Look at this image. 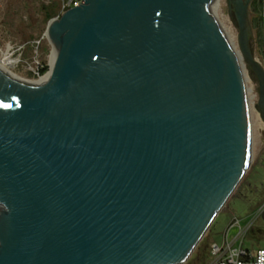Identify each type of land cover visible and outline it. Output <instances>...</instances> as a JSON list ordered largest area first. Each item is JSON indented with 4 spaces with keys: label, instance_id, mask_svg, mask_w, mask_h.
<instances>
[{
    "label": "water",
    "instance_id": "obj_1",
    "mask_svg": "<svg viewBox=\"0 0 264 264\" xmlns=\"http://www.w3.org/2000/svg\"><path fill=\"white\" fill-rule=\"evenodd\" d=\"M253 1L227 9L264 122ZM215 3L82 0L47 27L48 82L0 70V264L186 263L252 155Z\"/></svg>",
    "mask_w": 264,
    "mask_h": 264
},
{
    "label": "rangeland",
    "instance_id": "obj_2",
    "mask_svg": "<svg viewBox=\"0 0 264 264\" xmlns=\"http://www.w3.org/2000/svg\"><path fill=\"white\" fill-rule=\"evenodd\" d=\"M52 1L57 4V9L52 8ZM61 5L62 0H0V61L3 59L4 54L9 55L14 61L13 66L8 67L14 78L23 83L34 85L38 83V78L32 76L31 68H34L38 63L41 65L46 64L50 71L53 46L49 43L46 32L49 23L55 20L60 13ZM43 6L49 7L48 13L43 9ZM47 14H51V17H48ZM214 14L221 29L230 30L234 39V51L244 67L253 141L252 155L249 168L239 186L222 212L217 216L211 229H209L210 231L208 230L184 264H195L197 256L202 251L203 256L199 264H210L212 257L210 259L211 255L207 253L208 245L210 247L212 243L221 244L228 229L232 231L230 234L232 237L239 232L240 228L248 226L255 219L257 206L264 202V191H261L259 198L255 196L256 194H253V199H251L253 176L257 177L261 174L256 181L261 182V180H264V122L260 118L258 109L260 96L258 81L252 72L248 73L246 64L243 62L238 46V32L229 18L227 0H219ZM252 17L249 10L250 22ZM252 35L253 54L264 67L263 60L257 52L253 28ZM47 48L48 52H45ZM258 166H263L262 173L261 168L257 169ZM263 211L264 207L258 212L259 216L264 213ZM236 220H239L240 224L233 226ZM253 228H255L256 233L246 235L244 238L245 247L253 251L264 249V219L258 218Z\"/></svg>",
    "mask_w": 264,
    "mask_h": 264
},
{
    "label": "built area",
    "instance_id": "obj_3",
    "mask_svg": "<svg viewBox=\"0 0 264 264\" xmlns=\"http://www.w3.org/2000/svg\"><path fill=\"white\" fill-rule=\"evenodd\" d=\"M259 1L261 5L260 17L264 22V0ZM81 2L82 0H62L61 11L55 20L60 19L65 12L77 7ZM41 68L42 65L39 63L34 68H31L32 76L38 78V81L46 75H40ZM242 242V234L234 242L229 240L228 234H226L222 245H211L210 255L214 260L213 264H264V249H258L252 254L242 247Z\"/></svg>",
    "mask_w": 264,
    "mask_h": 264
},
{
    "label": "crops",
    "instance_id": "obj_4",
    "mask_svg": "<svg viewBox=\"0 0 264 264\" xmlns=\"http://www.w3.org/2000/svg\"><path fill=\"white\" fill-rule=\"evenodd\" d=\"M258 168H261V173L263 172V166H258L257 167V169ZM254 174H255V171H254ZM261 174H259L257 177H254L253 176V189H252V193H251V199H253V194H256L255 196L257 197V198H259V194L261 193V191H264V180H261V182H258V181H256L258 178H259V176H260ZM256 200H259V199H256ZM256 202V201H255ZM258 202V201H257ZM259 205V204H258ZM263 207H264V202H262L259 206H257V213H256V216H255V219H253L249 224H248V226H246L245 228H240V230H239V232L238 233H236V234H234L232 237H231V232L232 231H230V229H228L227 230V232L224 234V238H223V241H222V243L221 244H217V243H212V244H210V247H211V245H213V244H217V245H222L223 243H224V239H225V236H226V234H228V239L229 240H231V241H235V239L239 236V235H241L242 234V238H243V242H242V247L246 250V251H248V252H250V253H255L256 251H253V250H250L249 248H246L245 247V245H244V238L246 237V235H248L249 233H256V230H255V228H253V225H254V223L255 222H257V220H258V218H260V219H264V213L262 214V215H260L259 216V211L261 210V209H263ZM264 212V211H263ZM216 220V219H215ZM215 222V221H214ZM213 222V223H214ZM240 224V222H239V220H236V222L234 223V225L233 226H235V225H239ZM213 225V224H212ZM210 229H211V227H210ZM210 231V230H209ZM260 232H261V230H259ZM210 247H209V245H208V250H207V253H209L210 254ZM205 252V251H204ZM202 253H203V251L201 252V254L200 255H198L197 256V258H196V260H195V264H199V262L201 261V257L203 256L202 255ZM210 256V255H209ZM210 259H211V256H210ZM214 263V260L212 259V262L210 263V264H213Z\"/></svg>",
    "mask_w": 264,
    "mask_h": 264
},
{
    "label": "trees",
    "instance_id": "obj_5",
    "mask_svg": "<svg viewBox=\"0 0 264 264\" xmlns=\"http://www.w3.org/2000/svg\"><path fill=\"white\" fill-rule=\"evenodd\" d=\"M52 3V8L57 9V4L55 2ZM43 9L48 13L49 7L43 6ZM252 19H251V26L253 28V31L255 32V44L257 47V52L259 56L262 58L264 63V26L261 21L260 13H261V5L259 0H254L249 8ZM48 17H51V14L48 15ZM50 20V19H49ZM45 52H48V48L45 49ZM49 71V67L46 64H42V68L40 70V75H44Z\"/></svg>",
    "mask_w": 264,
    "mask_h": 264
},
{
    "label": "bare ground",
    "instance_id": "obj_6",
    "mask_svg": "<svg viewBox=\"0 0 264 264\" xmlns=\"http://www.w3.org/2000/svg\"><path fill=\"white\" fill-rule=\"evenodd\" d=\"M218 2H219V0H216L215 5H213V4L211 5L212 7H214V12H215L216 6L218 5ZM54 21H56V20H53L52 22H54ZM222 31H223L225 37L227 38V40L229 41L230 45L234 49V39L232 37V34L230 33V30L225 29V30H222ZM46 37L49 39V35L48 34H46ZM57 53L58 52H57L56 48L53 46V52H52V55H51V58H50V71L41 80H39L40 82L38 81V83H36L34 85H42V84H45L46 82H48L50 80V78L52 76V73H53L54 66H55ZM13 64H14V61L9 57V55H7V54L5 55L4 54L3 59L0 61V70H2L5 74L10 76L11 78H13V79H15V80H17L19 82H22L19 79L14 78V76L11 75L10 72H9L8 67H12ZM241 67H242V71H243V75H244V67L242 65H241ZM25 84H27V83H25ZM29 85H32V84H29Z\"/></svg>",
    "mask_w": 264,
    "mask_h": 264
}]
</instances>
